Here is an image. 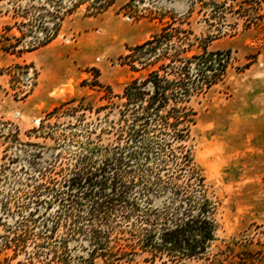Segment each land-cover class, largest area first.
Returning <instances> with one entry per match:
<instances>
[{
	"label": "rangeland",
	"instance_id": "374dc122",
	"mask_svg": "<svg viewBox=\"0 0 264 264\" xmlns=\"http://www.w3.org/2000/svg\"><path fill=\"white\" fill-rule=\"evenodd\" d=\"M80 2L0 0V264H264V0ZM205 50L191 73H221L183 103L187 135L117 149V174L125 86ZM187 218L173 250L138 244Z\"/></svg>",
	"mask_w": 264,
	"mask_h": 264
},
{
	"label": "trees",
	"instance_id": "16d2710c",
	"mask_svg": "<svg viewBox=\"0 0 264 264\" xmlns=\"http://www.w3.org/2000/svg\"><path fill=\"white\" fill-rule=\"evenodd\" d=\"M86 1L88 0H81L80 4ZM111 3L112 0H93L89 6L97 11H102ZM60 6L61 4L58 5V7ZM56 11L53 15L57 20H60L62 15L57 9ZM57 23L58 21H55V25ZM170 28H173L172 23L166 25L165 34L163 33L160 36L153 35L151 39L136 45L134 50L139 51L140 54L155 52L157 46L163 44L169 38L168 29ZM47 37H50V35L47 34ZM218 54L219 52H207L205 50L201 54L192 55V57H179V55H176L175 58L179 63L162 64L160 69L152 70L144 79L134 78L125 86L123 96L126 97L127 101L125 109L121 110L122 120L125 123L121 124L118 128V135L119 138L126 137V144L124 146L115 145L108 148L113 150L115 158L119 161L120 165L115 167L117 174L121 172V167L124 165V157L122 158L120 155H117V149H120V152H122L129 151L132 148L130 151L131 157L139 156L143 153L147 154L149 146L145 140L150 138L157 141L160 147L158 150L161 152L165 146L162 144L163 141L169 143V141L179 140L187 135L189 127L186 122L193 120L190 115L194 111L193 109L188 110L187 106L183 103L189 99L193 91L209 87L221 73L216 69L211 75H207L202 68H197L196 73L192 74L191 66L194 63L195 65L203 64L209 67L210 63L216 60L215 57ZM132 58L134 60L142 59L141 57L138 58L135 54H132ZM222 60L219 59L218 64L223 67ZM169 75H173V77L170 78ZM185 157L187 156L185 155ZM107 163L101 167L103 171L109 167ZM117 178L118 175L113 177L114 180ZM106 181L104 180L103 182L106 183ZM120 196L123 197V194H120ZM98 204L100 205V209L103 208L104 203ZM203 209H205V202L201 205V210ZM199 220L207 222L212 227V222L205 215L202 217L198 216L197 221ZM156 224L155 222H151L148 227H145L147 230L146 237L144 239L139 237L138 244H141L143 247H149L154 251L173 250V248L168 247V244L170 243L175 247L181 245L182 239H185L182 238L183 234H185L187 227L190 225V218L176 222L174 227L165 226V224L161 225L162 231L160 234L163 235L161 236L162 241H157V237L154 235ZM93 232H96V234L93 236L94 243L90 249L91 254L97 252H101L103 255L107 254L105 250L106 245L102 241L98 229Z\"/></svg>",
	"mask_w": 264,
	"mask_h": 264
}]
</instances>
